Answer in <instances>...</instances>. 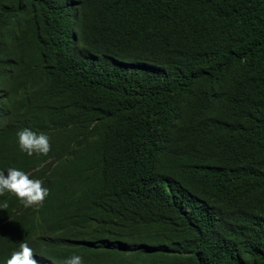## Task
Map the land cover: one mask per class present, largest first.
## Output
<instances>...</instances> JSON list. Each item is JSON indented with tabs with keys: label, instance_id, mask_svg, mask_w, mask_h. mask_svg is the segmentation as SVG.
I'll return each instance as SVG.
<instances>
[{
	"label": "trees",
	"instance_id": "1",
	"mask_svg": "<svg viewBox=\"0 0 264 264\" xmlns=\"http://www.w3.org/2000/svg\"><path fill=\"white\" fill-rule=\"evenodd\" d=\"M8 168L49 194L0 195V264H264V0H0Z\"/></svg>",
	"mask_w": 264,
	"mask_h": 264
},
{
	"label": "clouds",
	"instance_id": "2",
	"mask_svg": "<svg viewBox=\"0 0 264 264\" xmlns=\"http://www.w3.org/2000/svg\"><path fill=\"white\" fill-rule=\"evenodd\" d=\"M70 20L73 37L69 38L67 44L70 53L79 57L80 67L69 70L71 71L69 74L71 79L76 81L79 77H83V81L86 83L85 77L89 76L90 66L85 63L88 49L83 47L84 41L79 37L80 30L83 28V19L78 8L75 7L72 10ZM59 53L60 49L56 52L55 69L60 67ZM54 76L56 75L53 74ZM50 86L49 91H51L53 86L49 83L45 88ZM18 143L20 149L29 156L34 153L47 155L51 150L49 137L42 132L38 134L29 128L18 132ZM6 172L7 175H5L4 171H0V195H3L5 191H9L23 201L25 207L42 205L45 197L49 194V190L42 186V181L30 179L23 171L15 168H8ZM3 208H7L6 203ZM33 253V249L29 247L28 243L22 242L20 250L13 252L11 258L7 260V264H38L37 260L33 258ZM64 264H83V260L80 255L74 254L67 258Z\"/></svg>",
	"mask_w": 264,
	"mask_h": 264
}]
</instances>
